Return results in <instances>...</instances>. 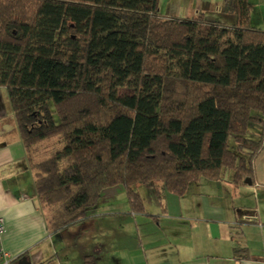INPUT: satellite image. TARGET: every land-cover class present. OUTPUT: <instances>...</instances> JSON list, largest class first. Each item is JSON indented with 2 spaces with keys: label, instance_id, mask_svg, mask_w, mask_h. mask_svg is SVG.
<instances>
[{
  "label": "trees",
  "instance_id": "16d2710c",
  "mask_svg": "<svg viewBox=\"0 0 264 264\" xmlns=\"http://www.w3.org/2000/svg\"><path fill=\"white\" fill-rule=\"evenodd\" d=\"M251 10L223 0L224 23L166 15L160 0H0V89L22 144L61 137V150L33 165L52 231L87 219L117 186L143 212L136 186L182 197L226 171L235 187L253 179L264 29ZM233 253L262 261L241 243Z\"/></svg>",
  "mask_w": 264,
  "mask_h": 264
},
{
  "label": "crops",
  "instance_id": "0c3cea01",
  "mask_svg": "<svg viewBox=\"0 0 264 264\" xmlns=\"http://www.w3.org/2000/svg\"><path fill=\"white\" fill-rule=\"evenodd\" d=\"M173 1L180 2V6L172 16H192L200 11V8L188 4L190 0ZM222 1L216 0L215 4L220 8L222 16L231 21L232 18L221 11ZM249 1L252 5L250 23L254 27L255 19L261 14L264 15V0ZM202 6L209 7L214 4L202 3ZM30 167L31 158L25 151L17 131L14 130L11 135L5 137L0 136V216L3 217L6 228L1 238V249L12 259L23 255L31 264L47 261H50V264H85L86 258H92L95 264H264V217L258 214L262 206L260 201L264 202V145L252 162V181L248 177L243 186L235 187L232 182L229 187L223 186L224 194L232 196L237 202L226 209L230 219L215 217L205 220V216L196 218L194 222L203 226L200 230L205 233L193 238L187 236L188 242L194 244L192 247L184 245L183 240H176L177 237L185 236L181 232L168 233L173 238L165 240L162 233L155 230L149 235L142 234L141 241L133 243L130 250L126 237L124 240L109 239L104 245L99 242L101 238H96L93 245L88 243L87 246L90 247L85 248L81 241H89V237H84L83 232L75 233L74 229L84 224L93 230L92 219L88 217L79 222L80 224L69 226L65 231H52L47 226L48 209L38 200L35 178ZM246 180L250 181V184L245 183ZM239 193L245 194L249 200H238ZM125 209L126 207L120 205L116 209L117 216H106L109 221L113 222L116 218L115 220L121 223L116 227L117 230L125 228L127 232V227H130L127 220H132L138 229L150 233L147 224L160 217L157 213L153 214L154 218L125 215ZM187 214L186 216L178 212L175 217L166 219H170L169 224L173 227L175 222L187 220L185 217L190 215L189 211ZM160 215L164 217L167 213L162 212ZM142 216L147 217V221L139 223ZM111 230L112 225L104 232L109 236ZM236 232L241 233L239 238L235 235ZM150 235L152 238L148 237ZM91 236L93 239L98 235L91 233ZM227 239L230 247L224 249L221 244ZM237 243L245 245L250 256L259 257L262 261H252V258L246 261L235 259L232 251ZM77 248L74 253L68 252Z\"/></svg>",
  "mask_w": 264,
  "mask_h": 264
},
{
  "label": "rangeland",
  "instance_id": "374dc122",
  "mask_svg": "<svg viewBox=\"0 0 264 264\" xmlns=\"http://www.w3.org/2000/svg\"><path fill=\"white\" fill-rule=\"evenodd\" d=\"M214 6L209 7H203L202 3L210 4L212 3ZM262 2V1H259ZM180 2L173 1V0H160V9L161 12L164 14H170L173 13L176 14L178 7L180 6ZM216 0H201L198 2L197 0H190L188 2L189 5L193 7L200 8L199 13L202 14L203 18L210 21H217V22H224V23H230L226 17L222 16L220 13V8L217 6ZM183 16V15H181ZM261 19V20H259ZM259 20V22H258ZM264 15L261 14L259 17H257L254 21L256 28L264 29ZM0 95H1V101H0V136H7L11 135V133L16 130L15 124H14V118L13 113L9 104L8 97L6 95V92L4 89H0ZM249 138L256 140L257 132L252 131L248 135ZM62 148V142L61 137L58 135L56 137L45 139L43 141L37 142V144H34L33 148L31 149L30 157L32 158V162L34 164H37L41 161H44L52 156H54L56 153H58ZM64 166V165H63ZM254 176V175H253ZM262 177V176H261ZM264 179V176H263ZM223 180V181H222ZM231 172L226 171L225 176L219 181L215 183H210L209 181H206L204 179H200L197 183L192 184L188 191L182 196V197H169L167 194H164V192L161 189V185L159 184L157 187H159L158 193H146L145 188H142L141 195L144 198V210L147 213L159 214L160 217L156 218L149 224H147L148 231L150 233H147L146 231H143L142 229H138L136 227V224H134L132 220H127V223L130 225V227H127L126 229H119L117 230V226L121 223L118 220H115L114 218L113 222L109 221V217H106L104 214L106 213V210H111L113 208H109L110 206L117 205V207H120V205H125L126 199H125V192L122 189L121 186H117L115 188H112V190H106L103 192L100 204L98 205V213H102L101 216L95 217L93 222V230L89 226H80V228H75V233L83 232L82 235L84 237H89L88 240L81 241L85 248H89L90 246H87L88 243L92 244L96 240V238H101L99 242L104 244H107L109 242V239H122L126 237L127 242L129 244V250L131 248V245L133 243H137L138 241H141V235H149L153 233L155 230H158L161 232L162 237L165 240L172 239V235H168V233L172 232H181L185 236H182V238L177 237L176 240H183V244L188 245L189 247H192L194 244L192 242H188L187 236L190 235L191 238H193L196 235H200L201 233H205V231L200 230L201 228H204L203 226H200L198 223L194 222L196 218H203L205 216L206 219H213L215 217L221 218L223 220H229L230 215L226 214L227 207L232 206L236 202V199L232 196H227L224 194L223 186H231ZM155 188H151V190H154ZM161 195L162 198L159 199V197L155 198L153 196ZM166 195V196H165ZM238 200L247 201L249 200L248 197L245 194H240L237 197ZM260 201V200H259ZM262 206L260 207L258 214L264 217V202L260 201ZM201 204L202 206L198 205ZM217 205L218 207L216 208ZM115 210V209H114ZM49 211V210H48ZM189 211L190 215L188 217H185L187 220L180 221V223L175 222L173 227H171L170 219H166L167 217H175L178 212L181 214L184 213L186 216L188 215L187 212ZM167 213V216L164 215L161 216V213ZM49 214V212H48ZM118 215V214H116ZM184 217V216H183ZM151 218V217H149ZM147 217H140L139 223L146 222ZM148 223V222H147ZM80 224V223H79ZM112 225L113 230L109 231L111 233L109 236L104 232L105 229H107L109 226ZM203 225V224H202ZM219 226V224H217ZM218 232V231H217ZM91 233L97 234V237H94L92 239ZM166 234V235H165ZM106 235V236H105ZM235 235L239 238L241 236V233L236 232ZM152 238V236H148ZM164 240V241H165ZM107 241V243H106ZM238 244V243H237ZM91 245V246H92ZM221 247L224 249H227L230 247V243L227 241L223 242L221 244ZM78 250L74 249L71 251H67L69 253H74L73 251ZM132 252V251H131ZM131 254V253H130ZM12 258V257H11ZM13 260V259H12Z\"/></svg>",
  "mask_w": 264,
  "mask_h": 264
},
{
  "label": "bare ground",
  "instance_id": "6f19581e",
  "mask_svg": "<svg viewBox=\"0 0 264 264\" xmlns=\"http://www.w3.org/2000/svg\"><path fill=\"white\" fill-rule=\"evenodd\" d=\"M0 101H1V95H0ZM18 133V132H17ZM19 135V134H18ZM20 138V137H19ZM43 141V140H42ZM22 142V141H21ZM37 144V143H36ZM23 145V144H22ZM263 145H264V143H263ZM34 146V145H33ZM33 146L31 147V148H29L28 150L24 147V145H23V147H24V149H25V151L27 152V154L29 155V157H30V154H31V149L33 148ZM31 158V157H30ZM33 165H34V163L32 162V158H31V167H30V169H31V171L33 172V175H34V178H35V172H34V170H33ZM250 180L252 181V179L250 178ZM142 188H145V190H146V193H158L159 192V187H157V188H155L154 190H151V188H153V187H151V188H148V187H144V186H136L135 187V189L137 190V192H138V194H139V196L141 197V199H142V201H143V207H144V198H143V196L141 195V190H142ZM110 190H112V189H110ZM103 194V193H102ZM102 194H101V197H102ZM164 194H167V193H164ZM169 197H175V198H178V197H176V196H173V195H171V194H167ZM166 196V195H165ZM101 197L99 198V202L97 203V206L95 207V209L92 211V214L89 216V219L91 220H93L95 217H99V216H101L102 215V213L100 212V213H98V205L100 204V201H101ZM153 197H155V198H157V197H159V199L160 198H162L161 197V195H156V196H153ZM125 199H126V195H125ZM39 200V199H38ZM39 202H40V200H39ZM40 204H41V202H40ZM124 207H126V209H125V215H131V216H141V215H145V216H149V217H151V218H154V215L153 214H150V213H147V212H145V210H143V212H133L131 209H130V205H129V203H128V201L126 200V203H125V205H123ZM109 208H113L112 209V211L111 210H106L105 212V216H109V217H111V216H117L116 214H118L117 212H116V209L118 208L117 207V205H112V206H110ZM115 209V210H114ZM0 221L2 222V223H4V227H5V221H4V219H3V217H1L0 216ZM84 221V220H83ZM81 222V221H80ZM68 228V226H63L62 228H60L59 229V232H61V231H65L66 229ZM5 231H6V228H5ZM5 233V232H4ZM3 233V234H4ZM2 234V235H3ZM2 235H0V248H2L1 247V238H2ZM5 252V251H4ZM233 252V251H232ZM6 253V252H5ZM7 254V253H6ZM233 257L235 258V259H237L236 257H235V255H234V253H233ZM91 261H92V264H95V262H94V260L91 258Z\"/></svg>",
  "mask_w": 264,
  "mask_h": 264
},
{
  "label": "built area",
  "instance_id": "2783aa9c",
  "mask_svg": "<svg viewBox=\"0 0 264 264\" xmlns=\"http://www.w3.org/2000/svg\"><path fill=\"white\" fill-rule=\"evenodd\" d=\"M5 232L4 223L0 221V235ZM12 258L0 248V264H10Z\"/></svg>",
  "mask_w": 264,
  "mask_h": 264
},
{
  "label": "water",
  "instance_id": "95a60500",
  "mask_svg": "<svg viewBox=\"0 0 264 264\" xmlns=\"http://www.w3.org/2000/svg\"><path fill=\"white\" fill-rule=\"evenodd\" d=\"M245 183L250 184V181L246 180ZM13 264H31V262L26 257H22Z\"/></svg>",
  "mask_w": 264,
  "mask_h": 264
},
{
  "label": "flooded vegetation",
  "instance_id": "af4514ba",
  "mask_svg": "<svg viewBox=\"0 0 264 264\" xmlns=\"http://www.w3.org/2000/svg\"><path fill=\"white\" fill-rule=\"evenodd\" d=\"M16 259V258H15ZM15 259H13L11 262H10V264H13V263H15L16 261H15Z\"/></svg>",
  "mask_w": 264,
  "mask_h": 264
}]
</instances>
